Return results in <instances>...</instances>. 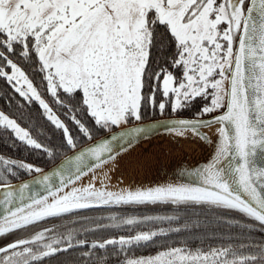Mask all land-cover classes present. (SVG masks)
Listing matches in <instances>:
<instances>
[{"label": "snow or ice", "instance_id": "1", "mask_svg": "<svg viewBox=\"0 0 264 264\" xmlns=\"http://www.w3.org/2000/svg\"><path fill=\"white\" fill-rule=\"evenodd\" d=\"M245 5L246 0H0V77L21 97L38 101L47 119L63 129L70 147L76 143L68 128L26 72L9 58L17 49L25 60L36 57L47 90L57 103H61V90L69 95L82 93L84 109L109 133L113 126L142 121L146 107L158 106L163 114L170 104L177 113L198 97L211 100L192 118L158 123L177 136L191 134L205 141L209 137L200 129L221 125L210 161L191 173L200 184L169 183L116 192L93 184L75 186L86 168L105 163L106 154L112 158L114 142L127 138L130 145L157 126L139 123L79 151L58 170L35 180L45 186L46 196L37 193L25 202L27 184L19 186L18 197L14 186L0 184L6 190L0 199V236L101 204L215 206L244 214L264 231V0ZM157 94L165 98L158 105ZM218 110L221 114L211 115ZM75 123L91 138L85 124L78 119ZM0 127L11 130L21 142L42 148L28 130L3 112ZM3 163L11 172L16 162ZM19 167L33 170L26 163ZM152 219L178 218H144ZM141 222L136 218L119 221ZM198 226L197 222L184 225ZM164 235L165 229L141 231L93 242L90 248L118 246L116 254H125L124 264H264V240L207 250L169 246L154 256L128 258L131 247L153 243ZM74 239L72 232L65 235L51 228L16 238L0 246V264H34L87 243L76 240L73 244ZM98 264H105L103 257Z\"/></svg>", "mask_w": 264, "mask_h": 264}, {"label": "trees", "instance_id": "2", "mask_svg": "<svg viewBox=\"0 0 264 264\" xmlns=\"http://www.w3.org/2000/svg\"><path fill=\"white\" fill-rule=\"evenodd\" d=\"M17 49L15 55L9 54V58L21 67L33 84L50 104L56 117L68 128L69 134L73 137L76 147L72 148L67 144L63 129L57 128L47 119L39 102L28 101L21 97L6 78L0 77V110L12 116L18 123L27 128L29 133L42 145L36 149L25 142H21L11 130L0 127V183L12 182L30 176L36 171L49 167L62 156L76 149L77 147L107 133L95 124L94 119L87 113L82 105V93L66 94L61 90L57 103L47 90V82L43 79L45 73L39 71L36 57L25 60L19 55ZM157 94V105L163 100ZM211 98H196L188 107L177 113L172 112L170 104L163 114L156 108L146 107L143 110V119H152L162 116L186 115L194 116L205 104L210 103ZM219 111V110H218ZM80 120L89 129V136H86L75 123ZM136 122L134 120L130 123ZM117 126H113L115 129ZM47 149V151L45 150ZM51 152L52 155L48 153ZM3 161H14L12 171H7ZM20 163L33 166L32 171L20 168ZM116 217V221H113ZM146 217H177L178 219H152L145 221ZM129 218H136L141 223L127 225L119 221ZM62 220L61 234L72 232L76 240H85L83 246H76L66 252H60L52 257H46L34 264H98L99 258L103 257L105 264H124L125 254L117 255L118 246H107L105 249H92L93 242H103L108 239H119L120 236H131L141 231H159L165 229L167 235L154 238L153 243L141 246H133L127 253L128 258H139L154 256L166 247L186 246L190 249L202 248L207 250L212 247L239 246L250 242L264 240V231L260 226L244 214L235 210L216 208L208 205H173L171 203L156 204H108L104 206L91 207L75 210L72 213L63 214L60 217H49L28 226L24 230H17L14 233L0 236V246L19 235L28 233L32 228L44 222ZM197 222L198 227L185 228L184 225ZM114 223L119 226H112ZM179 228L180 231H174ZM63 247V245H61ZM90 253V255H85ZM243 254H248L244 251Z\"/></svg>", "mask_w": 264, "mask_h": 264}, {"label": "water", "instance_id": "3", "mask_svg": "<svg viewBox=\"0 0 264 264\" xmlns=\"http://www.w3.org/2000/svg\"><path fill=\"white\" fill-rule=\"evenodd\" d=\"M248 6H250V0ZM221 111L211 115H219ZM192 117L185 115L162 116L117 127L112 129L111 133L107 132L65 154L40 173L36 172L20 180L4 183L14 186L12 191L17 197L20 191L19 186L27 184L28 188L24 189L23 192L25 202H29L28 198L37 193L46 196L48 192L45 186L34 183L35 180L39 179L42 175H50L53 171L58 170L62 163L72 159L79 151L95 145L102 139H109L113 134L118 135L125 127H133L139 123L141 125L157 126L152 128L147 136L138 137L130 145L127 142V138L114 142V152L110 154L112 158L108 159V155L106 154L104 157L105 163L95 164L90 168H86L79 179L75 180V186L83 187L93 184L97 189L116 192L169 183L200 184L201 181L191 173L194 169L203 167L204 164L210 161L218 139L216 130L221 125L214 123L210 127H202L200 129L201 133L209 137V140L205 141L191 134L177 136L175 133L168 131L166 126L158 123L160 121L188 119ZM205 118H210V116H206ZM212 127H215V129ZM56 183H59L58 178H56ZM68 190V188L64 189V191ZM5 194L6 190L0 188V199H3ZM98 206L104 205L101 204L94 207ZM2 210L3 205H0V212Z\"/></svg>", "mask_w": 264, "mask_h": 264}, {"label": "flooded vegetation", "instance_id": "4", "mask_svg": "<svg viewBox=\"0 0 264 264\" xmlns=\"http://www.w3.org/2000/svg\"><path fill=\"white\" fill-rule=\"evenodd\" d=\"M248 2H249V0H246V5H245V7H247ZM62 225H63V221H62V220H55V221H51V222H44V223H41V224L37 225L36 227L32 228L28 233H26V234H22V235H19V236H17L16 238H28V237H30L32 234H34L35 232L42 231V230H44L45 228H52L53 226H54V227L57 226L55 232H56V233H59V232H60V228L62 227ZM16 238H14V239H16ZM14 239L8 241L7 243L12 242ZM7 243H6V244H7ZM3 245H5V243L2 244L1 246H3Z\"/></svg>", "mask_w": 264, "mask_h": 264}, {"label": "rangeland", "instance_id": "5", "mask_svg": "<svg viewBox=\"0 0 264 264\" xmlns=\"http://www.w3.org/2000/svg\"><path fill=\"white\" fill-rule=\"evenodd\" d=\"M18 66H19V65H18ZM5 70H6V71H9V72L11 71L10 68H6ZM29 79H30V78H29ZM30 80H31V79H30ZM34 86H35V85H34ZM37 91H38V90H37ZM38 92H39V91H38ZM40 95H41V94H40ZM41 98L44 99L46 103H48L47 99H46L44 96L41 95ZM210 98H211V97H210ZM48 104H49V103H48ZM49 106H50V104H49ZM50 107H51V106H50ZM0 112L5 113V114L8 115L10 118H13L12 116H10L9 114H7L6 112H4V111H2V110H0ZM13 119H14V118H13ZM17 123H18V122H17ZM18 124H20V123H18ZM20 126L23 127V128H25V127L22 126L21 124H20ZM122 126H126V125H121L120 127H122ZM118 127H119V126H118ZM25 129L27 130V128H25ZM31 136H32V135H31ZM32 138L35 139L33 136H32ZM35 140H36V139H35ZM56 227H57V226H56ZM56 227L53 226L51 229H54V231H55V230H56ZM45 229H46V228H45Z\"/></svg>", "mask_w": 264, "mask_h": 264}, {"label": "bare ground", "instance_id": "6", "mask_svg": "<svg viewBox=\"0 0 264 264\" xmlns=\"http://www.w3.org/2000/svg\"><path fill=\"white\" fill-rule=\"evenodd\" d=\"M213 129H215V127H212Z\"/></svg>", "mask_w": 264, "mask_h": 264}]
</instances>
